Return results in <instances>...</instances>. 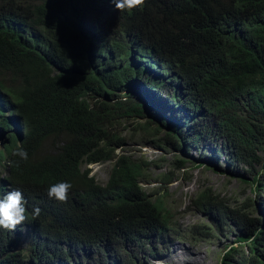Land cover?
<instances>
[{
    "label": "trees",
    "instance_id": "1",
    "mask_svg": "<svg viewBox=\"0 0 264 264\" xmlns=\"http://www.w3.org/2000/svg\"><path fill=\"white\" fill-rule=\"evenodd\" d=\"M127 123L187 155L209 144L233 175L249 171L243 202L204 189L192 203L237 229L247 248L229 264H264V0H144L122 12L110 0H0V195L26 201L24 223L0 228V264H152L181 235L163 190L143 186L151 161L118 153ZM109 161L104 184L83 168ZM184 165L176 158L160 182ZM61 181L72 185L63 203L47 195Z\"/></svg>",
    "mask_w": 264,
    "mask_h": 264
},
{
    "label": "rangeland",
    "instance_id": "2",
    "mask_svg": "<svg viewBox=\"0 0 264 264\" xmlns=\"http://www.w3.org/2000/svg\"><path fill=\"white\" fill-rule=\"evenodd\" d=\"M126 134V142L118 153L125 151L131 155L147 159L151 164L147 170V182L143 186L147 191H154L159 194L164 207L170 212L173 223L180 228L181 235L170 244V247L159 248L160 258L150 259L152 264H221L220 255L224 251L228 254L224 256L222 264H229L234 259L233 248L243 250L246 245L237 242L238 231L233 226L220 228L215 225L211 217L198 210L193 205V199L204 189H210L220 197L230 200L231 203L243 202L248 196H252V191L247 182L243 179H250V173L245 168L235 175L227 168L226 154H215L211 145H203L200 149L195 147L185 154L182 150L175 149L166 140H159L158 136L142 138L136 130L127 123L122 127ZM8 143V132L0 130V149ZM185 159V167L178 170L177 180L165 185L160 179L161 175L171 169L176 158ZM113 162H98L90 164L88 167L97 180L104 184L108 178ZM86 168V166H83ZM203 225L212 229L211 236H201L193 234L192 226ZM30 232L23 228L20 249L24 251L26 257L29 256L27 248L30 242ZM230 249V250H229ZM26 264H32L29 258Z\"/></svg>",
    "mask_w": 264,
    "mask_h": 264
},
{
    "label": "clouds",
    "instance_id": "3",
    "mask_svg": "<svg viewBox=\"0 0 264 264\" xmlns=\"http://www.w3.org/2000/svg\"><path fill=\"white\" fill-rule=\"evenodd\" d=\"M110 2L114 4L115 9L119 12L138 8L144 4V0H110ZM18 133L20 135V132ZM13 155L19 157L22 161L28 160V152L22 146L18 145L14 150ZM92 164L95 163H91V165ZM89 165L90 164L86 165V167L89 169L90 175H93L90 168L88 167ZM71 188V183L67 181L57 182L48 187L47 195L49 199H55L63 203L67 201L68 192L71 190ZM25 203L26 201L24 195L20 190L12 189L0 195V228L14 231L18 225L24 223V221L26 220ZM40 211L41 210L39 207H34L32 212L33 216H39ZM227 254L228 251H224L220 255L219 259L221 261V264L224 256H226Z\"/></svg>",
    "mask_w": 264,
    "mask_h": 264
}]
</instances>
